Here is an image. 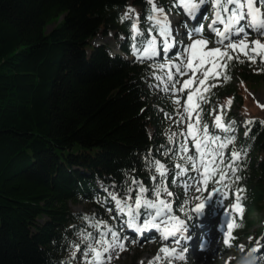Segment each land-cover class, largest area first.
I'll return each mask as SVG.
<instances>
[{
    "label": "trees",
    "instance_id": "obj_1",
    "mask_svg": "<svg viewBox=\"0 0 264 264\" xmlns=\"http://www.w3.org/2000/svg\"><path fill=\"white\" fill-rule=\"evenodd\" d=\"M157 2L170 8L169 0ZM130 5L144 24L147 0H0V264H87V245L114 216L98 197L104 196L98 183L127 193L137 177L154 193L164 183L155 161L178 159L175 111L150 87L157 64L92 44L114 32L128 37L122 47L130 50L132 20L122 19ZM259 67L236 62L229 81L211 80L217 87L206 94L208 103L200 102L203 121L227 99L240 106L235 80L264 82ZM261 121L240 129L232 146L241 155L229 185L247 204L241 234L264 212ZM80 202L86 212L72 208Z\"/></svg>",
    "mask_w": 264,
    "mask_h": 264
},
{
    "label": "snow or ice",
    "instance_id": "obj_2",
    "mask_svg": "<svg viewBox=\"0 0 264 264\" xmlns=\"http://www.w3.org/2000/svg\"><path fill=\"white\" fill-rule=\"evenodd\" d=\"M147 2L151 6V14L147 17L148 21L152 22L150 31H156V28H159V35L164 37L162 41L163 51L167 53L174 46V43L171 42L172 29L168 20V13L164 8L158 6L156 0H147ZM207 4L212 5L214 12V18L208 25L211 35L208 37L203 35V26L194 28L187 33L191 43L183 46L182 51H180L177 57V59H180V63L172 64L169 61V64L175 68V75L171 70L165 73L171 88L176 92L184 93L187 89H192V91L187 92V99L183 106L189 121L187 123L186 136L191 138V143L201 158L205 155L212 156L211 162L204 163L205 183L207 178L214 176L218 170L216 167H211V165H215L216 157L212 154V150L209 149V145L221 141L220 136L210 134L209 124L203 121L201 115L203 108L200 102L208 103V95L206 94H210L211 90L217 87L216 83H208V81H229L231 79L229 69L236 62H248L251 65L259 63L258 71L264 72V0H174V6L182 8L184 13L193 19L201 12L202 7ZM133 11V9L129 8L128 13L122 19H129ZM131 28L134 35H143L137 27V23H132ZM252 33H255L258 38L249 39ZM233 37H238V39H233ZM210 44H215L216 46L209 47ZM156 48L157 39L152 36L146 41V47L143 48V52L150 57H155L158 55ZM168 66V64L164 63L157 65L161 71ZM189 72L191 75L187 80L181 82L175 79L176 75L185 76ZM156 79L160 80L161 77L156 76ZM177 83H181L180 88H176ZM193 85H195L194 88ZM164 91H169V88L166 87ZM175 103L179 105L180 100L176 99ZM230 106L231 100H229L227 107L230 108ZM260 106L264 108V105ZM193 113H195V116H193ZM224 115H226L225 106H221L219 114L214 117V127L224 132L232 131L230 124L225 122ZM253 122L252 120L246 121L247 124H252ZM234 123L235 121L231 122V124ZM261 123H264V121H261ZM245 135H247V132H245ZM232 142V139H229L226 143L220 142L219 148H226ZM181 149L185 153L190 151L187 143L181 145ZM220 155L222 156L223 154L220 153ZM231 155L234 160H239L241 154L233 151ZM185 158L190 162L192 170L199 171L195 163H192L195 159L193 155H187ZM176 167L180 168V165H176ZM155 169L161 177H164L167 173L165 165L158 160L155 161ZM187 171L188 169H181L179 175L182 176ZM226 175L220 170V181H223ZM152 179L155 180L156 177H152ZM132 183L137 185L134 195V190L131 187L127 189V193L123 198H118L116 194L109 193L119 213L127 217L125 220L126 227L135 232H143L149 229L160 231L161 225L171 224V228L165 227L163 229L162 239L164 241L172 239L174 243L179 244L180 240L177 237L187 230L186 222L179 216L172 215V204L162 198V193H166L169 197L173 196V193L167 187L157 185L153 189L155 199H151L148 195L149 189L143 183L137 180H133ZM237 201H239V196H237ZM203 208L204 204H198L195 211L199 213ZM233 209L242 218L243 207L239 202L233 205ZM180 211H184V209L181 208ZM142 216L144 217L143 219ZM189 219L191 218L189 217ZM239 226V223L235 220L228 223V235L225 237V244H229L234 239L232 230ZM108 231L112 240L95 241V245H100L103 251L95 245H87V251L83 253L87 264H105L106 253L117 248L120 251L126 250V238L121 237L118 232L112 229ZM88 239V236L84 237L85 241ZM76 247L77 251H79V246ZM252 251L255 252L256 249ZM158 252L165 254L163 258L165 264H171V259L173 258L184 259L182 254L176 253L175 248H169L167 245H163ZM89 256L91 257L90 259ZM107 259L110 260L111 257H107ZM155 259L159 261L161 257L158 255ZM149 264H152V262L150 261Z\"/></svg>",
    "mask_w": 264,
    "mask_h": 264
},
{
    "label": "rangeland",
    "instance_id": "obj_3",
    "mask_svg": "<svg viewBox=\"0 0 264 264\" xmlns=\"http://www.w3.org/2000/svg\"><path fill=\"white\" fill-rule=\"evenodd\" d=\"M206 7H207V5H206ZM208 8H212V5H209ZM130 17H133L132 13L130 14ZM182 18L183 17L180 16L179 20ZM56 25H57V22L56 23L53 22V23L49 24L47 27V31L50 32L52 29L55 28ZM187 28H188V30L184 34L182 32H180L181 29L176 28L177 33L175 34V36H180V33H182V35H183L182 36V42H186V45L191 43V41L188 38L187 33L191 32L195 27L192 24H188ZM158 35H159V30H158ZM203 35L206 36L205 34H203ZM159 38L164 39V37H162L160 35H159ZM123 39H124L123 35H115L114 33H111L107 36H104V35L98 36L96 39L93 40L92 43L94 45H100V44L106 45L108 47V50L112 54H118V53L120 54L121 53L122 55L126 56L125 53H122L120 51L121 42ZM214 46H216V45L215 44L209 45V47H214ZM171 62H172V64H179L180 59H176L175 61L172 60ZM168 65L169 66L167 68H165L166 71L172 70V65L171 64H168ZM174 70H175V68H174ZM173 74L175 75V73H173ZM190 75H191L190 72L188 75H185V76H178L177 75L176 79L182 82L183 80H187ZM236 81L241 83V81L239 79L235 80V82ZM178 84H180V86H181V83H177L176 87ZM152 86H153L152 91L154 92V94H156V96L154 98L160 99L161 97L165 96V97L173 98L174 101L176 99H179L180 104L179 105L176 104V106L182 107V113H185L184 108H183V106L185 104L183 93H178L175 90H171L169 87V83L164 78L152 82ZM166 87L169 88V91H167V92L164 91V89ZM194 87H195V85H193V88ZM190 90H192V89H190ZM242 95H243V104H241V106L236 105L233 108V113L236 114L237 118L241 121L242 120L244 121V118H246L247 121L257 119V118L264 120V112H263L264 108H262L260 106V105H264V82H260V83L247 82L246 84L243 85ZM241 121L239 123H241ZM186 140H187V142H190L188 136H186ZM219 143L220 142L216 143L217 151L220 149ZM190 149H191V151H193V149L191 148V145H190ZM196 168L198 169V167H196ZM193 172L195 173L194 174L195 177L199 176L198 172H195L194 170H193ZM196 185L197 184L195 183V185L192 186L191 191H190L189 202L191 204H193V202L199 200L200 197L204 194V188H200L198 190ZM101 189L104 193H106L108 195V197H110L109 193L116 194L111 188L101 187ZM216 192H218L220 194V198H221L219 201V204H218L219 208H223L224 212H226L227 206H226V204H224V200L228 199L227 194L229 193V191H228L226 186H219L218 188H216ZM171 197H173V196H171ZM118 198H121V197L118 196ZM112 203L114 205L115 210L117 212H119V210L116 208L115 202L112 201ZM72 208L75 211L86 212L88 210V205L85 202H80L79 204L72 205ZM263 208H264V205H263ZM217 212H218V210H216V213ZM253 219H254V224H253V227L250 228L249 233L247 235L243 236L239 242H234L233 245H231L227 250H225L223 248L224 246H223L222 241L219 240L218 237H215L214 238V241L216 242L215 246L213 247V249L210 252H208L210 257H206V254L204 256H201L203 261L200 264H237L247 254H250L253 249H256L255 252H258V251L264 252V237L263 236L259 237L257 239V241L254 242L251 246L249 245L251 232L256 233L258 235L259 233H257V231L261 230V228L264 229V212L259 213V216H257V217L255 216V217H253ZM125 220H124V223H125ZM121 224L124 225L123 221ZM208 224H210V226H211L212 221H208ZM106 234H107L106 236L112 240L111 235H108L107 231H106ZM153 242H154V240L144 241V242H141V241L136 242V241L132 240V241H130L129 247L126 248V250L120 251L118 249L120 251V253L117 254L113 259L105 261V264H141V262H143L144 260L150 261V259L152 258V257H150V253L153 250ZM197 246L198 247L201 246V243H198ZM198 255H199L198 249L196 251L193 250L191 252V254L188 257H186V259H185L186 264H192L195 257H197ZM263 255H264V253H263ZM134 258H136L135 261H134ZM158 264H160V263H158ZM261 264H264V260L261 261Z\"/></svg>",
    "mask_w": 264,
    "mask_h": 264
},
{
    "label": "bare ground",
    "instance_id": "obj_4",
    "mask_svg": "<svg viewBox=\"0 0 264 264\" xmlns=\"http://www.w3.org/2000/svg\"><path fill=\"white\" fill-rule=\"evenodd\" d=\"M205 251H206L205 249H202L201 252L199 253V255L197 257H195L192 264H200L203 261L201 256H204L205 254H206V257H210L208 251L207 252H205ZM150 261L152 262V264H158V260H156V259H152ZM150 261L144 260L143 264H149Z\"/></svg>",
    "mask_w": 264,
    "mask_h": 264
}]
</instances>
